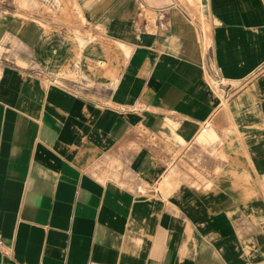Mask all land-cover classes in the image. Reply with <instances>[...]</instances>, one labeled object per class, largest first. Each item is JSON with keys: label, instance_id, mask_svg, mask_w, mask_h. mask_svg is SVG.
I'll return each mask as SVG.
<instances>
[{"label": "crops", "instance_id": "1", "mask_svg": "<svg viewBox=\"0 0 264 264\" xmlns=\"http://www.w3.org/2000/svg\"><path fill=\"white\" fill-rule=\"evenodd\" d=\"M72 2L0 6V264H264V0Z\"/></svg>", "mask_w": 264, "mask_h": 264}, {"label": "rangeland", "instance_id": "2", "mask_svg": "<svg viewBox=\"0 0 264 264\" xmlns=\"http://www.w3.org/2000/svg\"><path fill=\"white\" fill-rule=\"evenodd\" d=\"M13 1L18 9L27 12L30 17L37 15L45 19L50 16L51 11L54 12V9L58 10L61 6L67 7L70 10V14L75 15V5L72 0H0V6L7 10L13 5ZM142 14L148 18L153 16L148 9H143ZM140 18L142 17L140 16Z\"/></svg>", "mask_w": 264, "mask_h": 264}, {"label": "built area", "instance_id": "3", "mask_svg": "<svg viewBox=\"0 0 264 264\" xmlns=\"http://www.w3.org/2000/svg\"><path fill=\"white\" fill-rule=\"evenodd\" d=\"M0 251H1L4 255H6V254L8 253L6 247L4 246V243H3L2 239H1V237H0Z\"/></svg>", "mask_w": 264, "mask_h": 264}]
</instances>
